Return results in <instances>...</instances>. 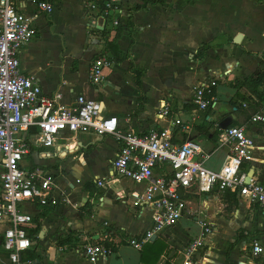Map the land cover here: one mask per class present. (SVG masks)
I'll use <instances>...</instances> for the list:
<instances>
[{
    "label": "crops",
    "instance_id": "0c3cea01",
    "mask_svg": "<svg viewBox=\"0 0 264 264\" xmlns=\"http://www.w3.org/2000/svg\"><path fill=\"white\" fill-rule=\"evenodd\" d=\"M49 1L54 4V10L47 13L38 12L33 0H18L21 9L35 17L37 30L35 39L20 53L21 70L26 75L36 76L45 93L60 92L61 104L71 106L79 95H84L101 102L104 116H117L122 126H131L139 133L153 127H168L177 142L187 138L198 141L210 154L205 165L214 170L227 159L228 149L221 147L219 136L214 138L215 131L225 120L244 125L249 135L264 143V125L250 122L251 115L257 112L256 105L245 101L248 106H238L242 99L236 97L234 86L237 79L255 77L264 67V0H154L139 10L131 8L144 4L145 0H121L118 51L126 56L113 57L117 61L106 71L104 82L99 85L90 82L89 69L98 56L108 54L104 33L110 31L112 41L116 29L114 26L104 29L101 15L89 12L85 0ZM75 32L79 52L72 55L70 42L75 39ZM205 45L209 47L200 55ZM52 50L61 65L66 59L70 60L69 76L51 77ZM130 60L144 71L142 87L135 83ZM122 71L124 76L121 77ZM210 77L219 78L215 105L206 112H198L190 133H183L172 121L177 118L191 121L197 109L193 101L194 86ZM127 89L132 91L129 101ZM258 90L264 91V83ZM240 92L248 96L249 91L241 88ZM139 100L142 108L136 112ZM165 108L167 114H163ZM66 137L67 145H62L61 149L66 147L67 155L63 152L59 157L50 156L54 148L34 146L23 165L36 164L53 172L56 178L53 194L58 197L68 189L76 206L90 201L91 211L86 213L73 205H60L46 213L44 205L25 204L35 216L29 231L33 242L30 249L39 257L36 261L39 264H93L82 249L87 242H100L116 246V250L96 264H145L141 252L149 242L136 253L121 250L123 245L128 247V237H139L150 230L152 219L149 207L138 208L130 197H118L120 191L126 194L142 190L144 184L111 177L119 147L117 140L111 135L101 138L91 133ZM76 142V150L68 149ZM106 143L112 146V151L106 149ZM78 161L86 164L81 167V175L74 172ZM255 176L264 179L261 161ZM98 178H107L109 185L97 186ZM86 182H92L96 192L92 194L85 188ZM182 195L193 202L190 212L173 229L157 234L150 241L161 240L170 247L156 264H183L184 244L200 235L203 221L211 232L207 235L206 247L197 256L201 264H264V209L249 207L245 200L231 192L201 193L192 187L182 190ZM233 196L239 198V203L233 217L228 218L219 197ZM6 228L7 224L0 222V264H12L2 245ZM61 240L68 241L60 243ZM122 240L127 243H121ZM255 241L263 247L260 254L253 252ZM74 254L78 261L70 258Z\"/></svg>",
    "mask_w": 264,
    "mask_h": 264
},
{
    "label": "built area",
    "instance_id": "2783aa9c",
    "mask_svg": "<svg viewBox=\"0 0 264 264\" xmlns=\"http://www.w3.org/2000/svg\"><path fill=\"white\" fill-rule=\"evenodd\" d=\"M120 2L85 0V6L89 12L101 15L104 29H112L120 24L117 16L122 12ZM33 3L38 12L54 10V4L49 0H33ZM34 18L21 9L18 0H0V222L7 224L2 245L12 264H39L31 259L22 260V255L33 244L29 228L35 217L24 205L54 204L57 198L53 194L54 173L36 164L26 167L23 161L34 146L54 148L50 156L59 157L63 152L67 155L66 147L61 149L62 145H67L66 136L74 137L79 133H91L101 138L113 136L119 147L111 177L144 184L142 190L118 193L121 199L130 197L135 207L151 209L150 230L139 237L127 238L128 244L136 249L152 241L155 235L173 229L190 212L193 202L184 198L182 190L195 187L201 193L218 190L226 194L229 191L245 200L249 207L264 209V179L255 176L258 163L264 164V143L260 144L249 135L244 125L218 127L221 130L219 143L228 149V153L224 164L214 170L205 165L210 154L198 141L187 138L177 142L168 127H153L139 133L131 126H122L117 116H104L101 102L84 95H79L71 106L61 104L60 92L45 93L36 76L26 75L21 70L20 53L37 34ZM114 63L111 55L98 56L89 69L90 82L102 84L106 71L113 68ZM218 79L206 78L194 86L193 101L197 109L191 121L177 118L172 121L173 126H178L183 133H190L198 112H206L215 105L213 91L218 86ZM243 105L247 106V103ZM166 108L163 114L168 113ZM250 122L264 125V105L251 115ZM77 145L76 142L68 149L76 150ZM245 163L248 164L244 166ZM96 183L99 187H107L110 181L98 178ZM202 227L198 237L184 244L183 264H201L197 256L206 247V238L211 232L205 221ZM111 252L100 242H87L82 249L93 264ZM253 252H263L258 241L253 244Z\"/></svg>",
    "mask_w": 264,
    "mask_h": 264
},
{
    "label": "trees",
    "instance_id": "16d2710c",
    "mask_svg": "<svg viewBox=\"0 0 264 264\" xmlns=\"http://www.w3.org/2000/svg\"><path fill=\"white\" fill-rule=\"evenodd\" d=\"M150 1H154V0H145L144 4H136L135 6H133L132 9L134 10H139L142 7H144L147 3H149ZM208 45H205L202 50L200 51V55H203L204 51L206 49H208ZM130 70L132 71V73L134 74V78H135V83L138 87H142V76L144 71L138 67H136L135 63L130 60ZM264 83V67L261 68L258 72V74L255 77H248V78H244L243 80L241 79H237L234 83V86L237 88V93H236V97L237 98H241V102L238 106H242V104L245 101H248V103L250 104V102H253L254 105H256L254 107V110L259 111L260 109H262L263 105H264V91H259L258 88ZM241 88H245L246 90H248V96L245 94H242V92H240ZM213 94L215 95V88L213 91ZM143 99V98H142ZM141 99V100H142ZM247 103V106L249 105ZM141 103L139 100L138 103V107L136 109V112L140 111L141 107ZM206 132L208 131L205 130ZM221 134V130L219 128H217V130L214 133V138L220 136ZM92 185V182H86L85 183V188H90ZM227 193H230L229 191ZM45 209L44 212H49L51 211V209L54 207V205L49 202L48 204L44 205ZM31 235V234H30ZM34 240H37V238H33ZM239 239V235L236 239V241H238ZM64 241H68V240H61L60 243H64ZM234 243H232L230 245V248L233 246ZM106 245L112 250L115 251L116 250V246H111V244L106 243ZM170 247L167 243L161 241V240H154L153 242H149L147 244H145V246L142 249L141 252V260L142 262H144L145 264H156L158 262V260L160 259V257L162 256V254H164L165 252L169 251ZM25 259H31L36 261V259H39L38 254L36 253L35 250H27V252H25L22 255V260L24 261ZM153 260V261H150Z\"/></svg>",
    "mask_w": 264,
    "mask_h": 264
},
{
    "label": "rangeland",
    "instance_id": "374dc122",
    "mask_svg": "<svg viewBox=\"0 0 264 264\" xmlns=\"http://www.w3.org/2000/svg\"><path fill=\"white\" fill-rule=\"evenodd\" d=\"M121 4V2H120ZM122 5V4H121ZM119 17V14L117 15ZM113 28H115L116 30V33L114 34L115 37L113 38V40L111 41L109 38H111V36L109 35V33H111L110 31H107L104 33V38H105V45H106V49H107V53L110 54L111 56H113L114 58L115 57H120V55H123L126 56V53H121L118 51V34H119V31L121 30V26L120 25H117V26H114ZM77 31V29H76ZM75 39H72L70 44H71V54L72 55H77L78 52H79V44H78V41L79 40H76L77 39V33L75 32L74 36ZM56 52H54L53 54V50L51 51V65H50V73H51V77H56V75L58 76H63L66 75V76H69L70 74V71H69V64H70V60L69 59H66L65 61V64L61 65V61L56 58V55H55ZM128 54V53H127ZM128 56H130V54H128ZM74 57V56H73ZM121 58V57H120ZM117 61V60H115ZM120 76H124V72L122 71L120 73ZM127 84V87H129L128 85V82H126ZM131 89H127V93L129 94V96L126 97L127 101L130 100L131 98ZM218 103V102H217ZM106 149L109 150V151H112V146L109 144V143H106L105 145ZM82 166H85L86 167V164H83L81 162L78 161V164L74 167V172L76 174H80L81 175V167ZM97 170V169H96ZM98 171V170H97ZM103 171H105L104 173L106 174L107 173V168L104 167ZM100 172V171H98ZM104 173H100L101 176H104L105 174ZM92 194L94 193V191L96 192V190L91 186L90 188H88ZM72 197H73V194L71 192L68 191V189H66L65 191L61 192V194L56 198L55 202H54V206L55 208L57 206H60V205H73L74 207H76L77 209H79L81 212H89L91 211V203L90 201H87V203H82L81 205V202L78 203L79 206H76V204L73 203L72 201ZM239 198L233 196V197H219V200H220V206L223 207V210H224V213L225 215L230 218V217H233V214L234 212L236 211L237 207H238V200ZM39 216L37 217V222H39ZM125 238V237H124ZM121 243H127L126 241L122 240ZM128 247H124V245L122 246V252H125L126 250L127 251H131L133 253H136V250L138 249H135V247L131 246L130 244L127 245ZM131 246V247H130ZM70 258H73L74 260L78 261L79 258L76 256V254L70 256Z\"/></svg>",
    "mask_w": 264,
    "mask_h": 264
},
{
    "label": "water",
    "instance_id": "95a60500",
    "mask_svg": "<svg viewBox=\"0 0 264 264\" xmlns=\"http://www.w3.org/2000/svg\"><path fill=\"white\" fill-rule=\"evenodd\" d=\"M232 124V122L230 121V120H225L224 122H222L221 124H220V127L222 128V129H225V128H227L228 126H230ZM252 170L249 172V174H248V176H247V178H246V182L247 183H249V181H250V177H251V175H252ZM156 237V235L153 237V239Z\"/></svg>",
    "mask_w": 264,
    "mask_h": 264
}]
</instances>
